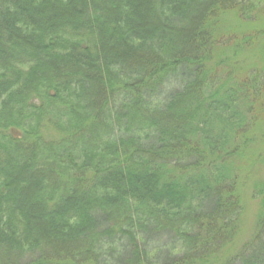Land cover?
I'll return each instance as SVG.
<instances>
[{"label": "trees", "instance_id": "1", "mask_svg": "<svg viewBox=\"0 0 264 264\" xmlns=\"http://www.w3.org/2000/svg\"><path fill=\"white\" fill-rule=\"evenodd\" d=\"M263 164L264 0H0V264H264Z\"/></svg>", "mask_w": 264, "mask_h": 264}, {"label": "rangeland", "instance_id": "2", "mask_svg": "<svg viewBox=\"0 0 264 264\" xmlns=\"http://www.w3.org/2000/svg\"><path fill=\"white\" fill-rule=\"evenodd\" d=\"M259 167L262 170V172H264V164ZM245 197L248 198V200L245 203V212L243 216V219L244 218L245 219L244 221H242L243 232L241 234V238L239 239L238 243H243L250 237L254 229V226L257 220V214H258V206L254 201L250 199V194H248L247 196L245 195Z\"/></svg>", "mask_w": 264, "mask_h": 264}]
</instances>
